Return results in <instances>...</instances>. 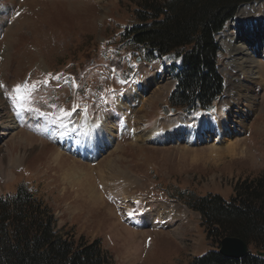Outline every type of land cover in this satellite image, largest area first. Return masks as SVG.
<instances>
[{"label": "rangeland", "instance_id": "374dc122", "mask_svg": "<svg viewBox=\"0 0 264 264\" xmlns=\"http://www.w3.org/2000/svg\"><path fill=\"white\" fill-rule=\"evenodd\" d=\"M141 5L142 0H0V196L25 184L53 208L59 229L77 239L101 238L109 264H190L217 243L208 238L201 213L184 200L210 192L230 199L238 180L264 173V85L251 88L252 101L243 83L245 120L236 106L229 112L238 117L241 132L230 122V136L246 148L243 155L208 158L217 135L203 127L193 139L186 128L184 136L173 133L166 142L136 140L135 134L147 133L158 122L182 119L184 128V122L195 123L189 121L193 115L217 112L229 102L232 68L220 36L235 35L241 8L216 34L223 93L207 112L186 113L170 105L179 58L152 60L146 48L122 42L124 28L137 20ZM260 33L248 47L264 66ZM145 68L157 71V79L142 91L146 103L131 104L133 88L146 85ZM46 77L49 83L39 87L32 104L39 112L17 115L20 110L6 93ZM61 108L71 116L61 119ZM89 120L105 134L91 154L86 151L94 141ZM224 142L216 143L221 151ZM126 211L137 225L128 224Z\"/></svg>", "mask_w": 264, "mask_h": 264}, {"label": "trees", "instance_id": "16d2710c", "mask_svg": "<svg viewBox=\"0 0 264 264\" xmlns=\"http://www.w3.org/2000/svg\"><path fill=\"white\" fill-rule=\"evenodd\" d=\"M251 1L142 0L137 20L123 30L122 42L146 48L149 57H179L170 105L186 112L207 109L225 88L216 34L241 4ZM184 202L201 213L208 238L217 243L190 264H264V173L238 180L230 199L210 192ZM226 236L241 237L249 252L241 258L224 255L220 246ZM110 259L101 238L77 239L59 229L53 208L25 184L0 196V264H109Z\"/></svg>", "mask_w": 264, "mask_h": 264}, {"label": "bare ground", "instance_id": "6f19581e", "mask_svg": "<svg viewBox=\"0 0 264 264\" xmlns=\"http://www.w3.org/2000/svg\"><path fill=\"white\" fill-rule=\"evenodd\" d=\"M240 7L241 8L239 12L237 13L238 21L236 23L234 30L235 35L233 37L231 36L228 37L229 33H227V35L220 36V40L223 41L224 44L226 43L227 47L229 48V55H230L229 64L232 68V71L228 72L229 75L227 74L228 80L230 82V86L227 83L228 88L226 93H228V95H231L229 102L222 104V106L218 109L217 112H211L210 114L206 113L204 115L203 113H198L193 115V118H189V121L192 120L195 123L191 125L188 124L187 122H184V128H182L180 125L182 124L181 122L182 119H176L175 121L168 120L162 123L158 122L147 133L143 135L135 134L136 140H140L141 138V140H146V141L163 140L166 142L169 139V137L173 135V133H175L176 135L184 136V132L187 129L191 130L192 132L190 136L188 135V138L190 137L193 139L194 137H196L197 131L200 129V127H203V129H205L209 134H211L212 132V134L215 133L217 135V137L214 138L215 144L213 143L211 145V153L209 154L208 158L215 157L217 159H220L228 155L231 156L243 155L246 152V148L245 147L240 148L238 145H241V143L234 141L233 138H231L230 136L231 132H234V130L241 132V127L239 126V124L236 125L235 123L236 122L235 120H237L238 117L235 114L232 115L229 114V112L231 110V106H236L237 108H239V113L243 114L242 119L245 120V117L248 116L249 114L248 112L243 111V108H241V105L246 104L245 98H242L243 96H245L244 93L245 85L243 83H246L247 94L249 93V98L252 99V101L255 99L256 94H254L251 88H255L256 85L258 86L261 83L264 85V66L262 65V60L259 59L258 57L254 58L253 51L251 50V48L248 47L249 46L248 42L251 44V46L254 45L253 43L254 40H251V38L253 39L258 38V36L261 35L260 33L261 31L264 33V0L256 1L251 4H244ZM145 70L146 71H144L143 80L146 79V85L144 86L143 89H140L141 88L140 85L142 84V82H140V84L138 83L139 85L137 84V87L133 88L132 93H130V98L132 99L131 104H134L138 99H140L143 105L144 104L143 102H145L146 99L145 97H143L142 91L146 90L147 86L151 84V82H153L154 79H157V73H158L157 71L151 72L150 68H145ZM233 89H235V92H233ZM230 102H233L234 104L230 105L229 104ZM122 103L123 102L120 101V104ZM225 105H230V108L227 106L225 109L224 108ZM230 122L235 123L233 125V127H235L234 130L230 126L231 124ZM97 126H98L97 123L91 120L87 122V129L89 130L88 133L91 135L92 139L94 140L93 142H90L86 150L89 154L94 153L100 147L101 140L105 135L103 130H101ZM7 127H8L7 129L14 128V126L12 125H8ZM172 130H176V131L173 132ZM108 139H110V137H108ZM239 139L241 138L239 137ZM224 141H226V146H225L226 150L221 151V149L216 146V143L217 142L225 143ZM86 143L87 142L82 143V146L84 147ZM76 146L77 148H79L78 147L79 144ZM93 192L95 191L93 190ZM97 195L101 196L99 195V193H97ZM97 195H95V197ZM151 213L153 212L151 211ZM152 217L153 215L151 214L149 218L152 219ZM128 231L133 232L129 228Z\"/></svg>", "mask_w": 264, "mask_h": 264}, {"label": "snow or ice", "instance_id": "6c2138e0", "mask_svg": "<svg viewBox=\"0 0 264 264\" xmlns=\"http://www.w3.org/2000/svg\"><path fill=\"white\" fill-rule=\"evenodd\" d=\"M48 77H51L50 73L48 74ZM48 77H46L43 80L33 81L31 83H28L27 81H25L24 83L17 84L13 87L12 91L6 93L9 96V98L12 100L13 105L20 110L17 112V115H20V112L22 111L39 112V109H34L32 107V104L35 99V93L38 91L39 87L41 85H47L49 83ZM55 78L60 79L59 76ZM0 87H4V85L0 83ZM53 107H56V106L53 105ZM75 110L76 109L74 108L72 111H75ZM60 113L62 114V116L60 117L61 119L71 116L70 111H67L62 108L60 109ZM40 114L46 115V113H40Z\"/></svg>", "mask_w": 264, "mask_h": 264}, {"label": "water", "instance_id": "95a60500", "mask_svg": "<svg viewBox=\"0 0 264 264\" xmlns=\"http://www.w3.org/2000/svg\"><path fill=\"white\" fill-rule=\"evenodd\" d=\"M256 1L254 0L247 3H254ZM244 4L245 3L240 6ZM220 251L228 257L241 258L249 252V244L241 237L226 236L221 240ZM260 254L264 255V252H260Z\"/></svg>", "mask_w": 264, "mask_h": 264}]
</instances>
